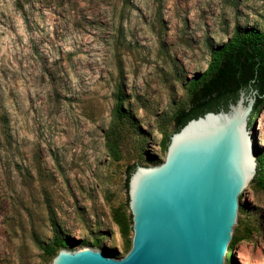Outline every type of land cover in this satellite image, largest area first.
Instances as JSON below:
<instances>
[{"label": "rangeland", "instance_id": "374dc122", "mask_svg": "<svg viewBox=\"0 0 264 264\" xmlns=\"http://www.w3.org/2000/svg\"><path fill=\"white\" fill-rule=\"evenodd\" d=\"M249 29L264 0H0V264H52L39 246L60 226L125 255V169L163 162L189 82ZM251 198L264 213V188ZM260 219L243 217L230 264H264Z\"/></svg>", "mask_w": 264, "mask_h": 264}, {"label": "water", "instance_id": "95a60500", "mask_svg": "<svg viewBox=\"0 0 264 264\" xmlns=\"http://www.w3.org/2000/svg\"><path fill=\"white\" fill-rule=\"evenodd\" d=\"M256 105V91L241 90L226 110L206 112L173 132L163 162L135 166L127 184L132 238L125 255L85 248L60 226L70 244L52 264H230L228 248L243 217H261L264 233V213L252 198L241 204L264 159L263 123L253 130L260 104L251 118ZM235 264H243L237 256Z\"/></svg>", "mask_w": 264, "mask_h": 264}, {"label": "trees", "instance_id": "16d2710c", "mask_svg": "<svg viewBox=\"0 0 264 264\" xmlns=\"http://www.w3.org/2000/svg\"><path fill=\"white\" fill-rule=\"evenodd\" d=\"M256 91L257 105L251 114L252 120L256 117V110L261 99L264 98V31L255 29L246 31L237 30L234 37L226 44L211 50L210 61L204 72L195 75L187 86V107L177 110L172 116V132L166 137L165 150L169 137L178 131L187 121L202 116L206 112H217L227 109L229 103L238 98L239 92ZM123 99L121 94L116 96L115 118L132 121L129 113L122 108ZM149 165H158L161 162L155 158H148ZM137 164L125 169L124 187L127 192V184L130 174ZM258 171L253 182L260 188H264V159L258 162ZM240 199V197H239ZM120 229L127 234L131 229V217H118ZM54 227V224H52ZM54 232L56 231L53 228ZM236 243L234 236L228 250ZM69 241L62 240L54 235L47 244L39 246L40 250L48 257L54 258L61 248H66ZM131 247V239L129 248ZM105 253L113 256L114 252L103 249Z\"/></svg>", "mask_w": 264, "mask_h": 264}]
</instances>
